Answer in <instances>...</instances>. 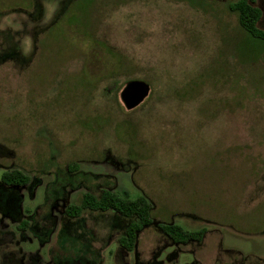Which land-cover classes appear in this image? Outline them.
<instances>
[{"label": "rangeland", "instance_id": "rangeland-1", "mask_svg": "<svg viewBox=\"0 0 264 264\" xmlns=\"http://www.w3.org/2000/svg\"><path fill=\"white\" fill-rule=\"evenodd\" d=\"M236 1L0 0V176L30 177L0 184V264H264V42ZM102 190L152 204L131 252L119 214H65Z\"/></svg>", "mask_w": 264, "mask_h": 264}, {"label": "trees", "instance_id": "trees-1", "mask_svg": "<svg viewBox=\"0 0 264 264\" xmlns=\"http://www.w3.org/2000/svg\"><path fill=\"white\" fill-rule=\"evenodd\" d=\"M228 9L237 14L238 23L244 32L253 40L264 42V29L260 27L263 10L257 4V0H238L229 4ZM29 183L30 177L18 169L4 171L0 176V184L8 188L26 187ZM152 210L150 200L144 195L135 199H125L112 191L102 190L99 196L84 193L80 203L69 205L65 210V214L69 218H78L87 211L119 214L130 223L125 235L119 238L118 244L125 251L131 252L136 244L138 234L152 224ZM17 228L26 230L27 223L22 222ZM160 229L177 245L200 242L206 233L205 228L196 231H185L181 226L175 224L160 225Z\"/></svg>", "mask_w": 264, "mask_h": 264}, {"label": "water", "instance_id": "water-1", "mask_svg": "<svg viewBox=\"0 0 264 264\" xmlns=\"http://www.w3.org/2000/svg\"><path fill=\"white\" fill-rule=\"evenodd\" d=\"M150 86L140 80L128 82L120 92V100L127 111L138 107L148 97Z\"/></svg>", "mask_w": 264, "mask_h": 264}]
</instances>
